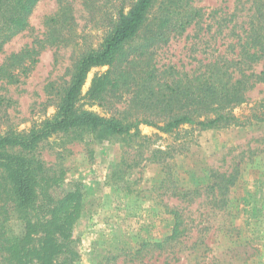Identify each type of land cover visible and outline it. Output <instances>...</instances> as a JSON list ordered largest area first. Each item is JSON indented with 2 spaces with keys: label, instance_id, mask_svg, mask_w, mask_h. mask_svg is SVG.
Returning <instances> with one entry per match:
<instances>
[{
  "label": "rangeland",
  "instance_id": "374dc122",
  "mask_svg": "<svg viewBox=\"0 0 264 264\" xmlns=\"http://www.w3.org/2000/svg\"><path fill=\"white\" fill-rule=\"evenodd\" d=\"M137 1L39 0L28 19L30 29L0 51V68L12 55L30 51L23 63L0 71V136L27 133L52 119L80 60L102 46L119 11L128 12ZM186 1L190 9L202 11V18L185 32L171 26L166 41L149 46L155 24L174 23L182 10L169 7L168 0L154 1L149 26L111 66L88 74L82 89L85 110L133 121L131 113L138 116L141 110L129 104L135 94L126 83L142 78L144 68L154 66L158 78L168 80L204 73L222 57L236 58L235 44L249 30L251 0ZM62 8L69 9V20L56 41L49 20ZM137 51L143 52L138 62ZM108 72V100L93 103L88 98L93 80ZM262 101L264 83L234 110L243 122L239 126L200 131L184 125L167 133L163 123H142L139 137L133 136L135 128L130 136L82 129L60 133L31 154L23 153L37 160L36 168L28 167L17 150L0 151V228L13 240L25 238L35 257L67 264H100L109 256H119L115 264H264V121H248L263 112ZM232 173L236 182L225 202L214 205L208 186L217 175ZM17 177L29 181L35 197L20 210L12 196ZM183 190L200 194L180 201L173 194ZM174 209L185 217L187 237L166 250L151 247L137 260L135 252L146 243L173 234ZM43 224L51 234L39 242L35 234L42 235Z\"/></svg>",
  "mask_w": 264,
  "mask_h": 264
},
{
  "label": "trees",
  "instance_id": "16d2710c",
  "mask_svg": "<svg viewBox=\"0 0 264 264\" xmlns=\"http://www.w3.org/2000/svg\"><path fill=\"white\" fill-rule=\"evenodd\" d=\"M39 0H0V51L15 36L30 29L28 19ZM155 0H138L128 12L124 9L119 11L114 30L105 38L99 49L92 50L85 55L80 62L70 85L64 89L54 117L41 124L35 125L29 132H20L0 136V151L7 149L17 150L18 155L28 161L27 166L36 168L38 166L35 158L23 156V153L31 154L41 142L50 137L68 133L74 130H91L94 132H107L111 134L130 136L131 130L139 124L158 126L163 123L162 130L170 133L177 131L181 126H195L200 131H207L216 128L239 126L243 122L234 110L246 103L248 93L258 84L264 83V0H251L252 15L250 16L249 30L245 32V38H239L235 44L238 52L235 59L222 57L215 62L208 64L204 73L186 78H171L164 80L158 78L154 66L144 68L141 73L142 78H129L126 85L132 89L133 95L129 101L131 107L141 112L138 116L131 113L128 117L118 116L104 117L83 108L82 89L90 71L95 67L111 66L116 58L121 54L124 47L135 40L143 28L148 23V13ZM168 6H179L182 8L178 13L177 20L166 19L160 25L155 24V29L151 30L149 46L164 42L171 33V26L180 32H185L188 27L202 18V11L189 8V1L168 0ZM68 13V14H67ZM69 9L62 8V11L49 20V26L53 33V38L60 41L68 24ZM236 17V10L233 15ZM147 26H149L147 24ZM30 51H23L9 57L4 67L13 68V65H20L29 57ZM142 51L134 53L136 61L140 60ZM134 69L137 68L134 62H129ZM260 65L261 70H253ZM237 73V75H235ZM108 73L96 77L93 80L88 98L93 103L103 104L108 100L110 80ZM9 78H13V73L9 72ZM137 82H129L130 80ZM140 108V109H139ZM259 108L263 112L252 114L248 121H264V101L259 103ZM128 111H124L127 113ZM140 116V118H139ZM126 165L122 161L121 167ZM14 187L12 196L15 207L20 210L21 205H30L34 200L29 181L26 178H16L13 180ZM236 182L234 173L231 175H217L213 184L208 188L212 194V201L216 203L225 202L231 187ZM200 190H183L175 192L173 195L180 201L186 198L197 197ZM220 198V201H219ZM174 219L173 234L163 241L156 243H146L135 252L137 260L140 255L149 248L166 250L173 244H180L182 238L188 235V228L185 217L181 210L174 209L172 212ZM42 235L36 233L39 242L45 241L51 234L47 225L42 226ZM28 238V237H26ZM25 238L13 240V235L7 229L0 228V264H67V260H60L53 257H35L33 248ZM29 245V248L27 247ZM119 256H109L102 260L100 264H115ZM126 260V259H125ZM63 261V263H62Z\"/></svg>",
  "mask_w": 264,
  "mask_h": 264
}]
</instances>
